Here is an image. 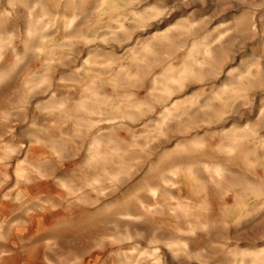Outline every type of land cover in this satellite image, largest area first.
Returning <instances> with one entry per match:
<instances>
[{"label":"rangeland","instance_id":"374dc122","mask_svg":"<svg viewBox=\"0 0 264 264\" xmlns=\"http://www.w3.org/2000/svg\"><path fill=\"white\" fill-rule=\"evenodd\" d=\"M0 264H264V0H0Z\"/></svg>","mask_w":264,"mask_h":264}]
</instances>
